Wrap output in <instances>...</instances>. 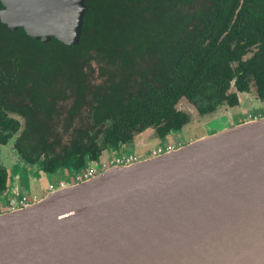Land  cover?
<instances>
[{"label":"water","instance_id":"water-1","mask_svg":"<svg viewBox=\"0 0 264 264\" xmlns=\"http://www.w3.org/2000/svg\"><path fill=\"white\" fill-rule=\"evenodd\" d=\"M0 3L11 31L80 44L86 0ZM0 264H264V118L0 213Z\"/></svg>","mask_w":264,"mask_h":264},{"label":"trees","instance_id":"trees-1","mask_svg":"<svg viewBox=\"0 0 264 264\" xmlns=\"http://www.w3.org/2000/svg\"><path fill=\"white\" fill-rule=\"evenodd\" d=\"M254 1L245 0L246 7ZM86 4L76 47L55 39L43 44L22 28L11 31L0 22V143L14 140L13 158L30 171L43 172L49 182L60 179L64 168L81 171L87 161L133 141L148 128L165 141L189 122L176 108L182 98L203 114L239 93L230 66L239 55L238 43L231 48L237 26L220 39L232 25L239 0ZM102 8L108 12L100 18ZM113 18L122 21L111 22ZM56 48L70 53L74 69L68 72L77 77L76 86L66 82L59 88L57 78L63 72L55 71ZM93 64L98 77L106 78L104 86L95 83ZM257 80L264 99V80ZM67 83L77 87L74 94H66ZM67 99L73 103L65 108ZM30 171L24 168V174ZM9 179L8 169L0 166V193Z\"/></svg>","mask_w":264,"mask_h":264},{"label":"flooded vegetation","instance_id":"flooded-vegetation-1","mask_svg":"<svg viewBox=\"0 0 264 264\" xmlns=\"http://www.w3.org/2000/svg\"><path fill=\"white\" fill-rule=\"evenodd\" d=\"M246 8L249 10H246ZM231 24L232 25L230 26L228 32L222 34L220 39H224L227 34L233 29V27L237 26V39L233 41V43H231V48L232 50H234L236 44L238 43L239 55L238 58H236V60L233 61L230 66L232 68V71L233 69L235 70L239 93H235L234 96H232L229 100H220V104H218L214 110L205 112L203 114H200L196 106H194L190 101L182 98L177 103L176 108L178 111L185 113L189 117V122L185 124L180 130L172 131L166 136L165 140H167V142L165 145L167 146L168 144H172L170 149L175 150L196 139L217 132L215 131L212 133L202 134L198 138H193L191 140L189 139L187 141H185L184 139L181 142L175 140L177 135L180 136L186 134L187 132H189V134H192L193 130H195L196 127H202L203 132H205L207 130H205V127L213 121L217 124L223 125L224 127H232L238 125L239 123H245L259 118H264V99L260 97L259 85L257 80V77L260 80H264V77L262 76V71H264V0H255L252 5H247V7L245 0H239V6L236 10V15L233 17V21ZM138 61L139 59L137 60V62ZM227 92L228 94L230 93L229 91ZM181 101H186L193 108L196 114L195 117L178 108V105ZM233 101H236V104H234ZM244 108L248 109V111L244 110ZM228 114L230 115V117H227ZM195 119H200L201 122H195ZM203 121H206L207 123L203 124ZM222 128L223 127H221V129ZM221 129L218 128V131ZM182 132L184 133L182 134ZM156 135L157 134L155 130L152 128H148L142 132H139L135 135L133 141L121 145L116 150H105L101 153L98 159L87 161V166L81 169V171L87 169L89 166H91V164L98 163L104 152L111 151L112 154L116 152L123 153V149L129 146H132L131 150L133 151V153H136L138 149L139 153H144L138 155L139 161H142L148 157H152L156 153L153 147H155L156 144L163 142L162 140L158 139ZM13 143L14 140H11L7 145H2L0 143V147H8L12 158L17 156V154L13 150ZM149 152L150 155L148 157H145L144 155H146L147 153L149 154ZM0 166L4 167L1 164ZM79 172L80 171L73 173L64 168L60 172L61 178L55 180L52 183H58L62 181L70 184L73 182V176ZM28 177L29 179H26L22 183V185L19 182V177L16 179V181L10 182V180H8L5 189L0 193V212L6 210V204H4L2 201H6L7 195L9 193H23V190H21L22 186L26 185L27 187H29V185H32L33 182L34 184H36L42 179H47L44 173L41 171H37V169L30 171L28 173ZM48 183L50 182L48 181Z\"/></svg>","mask_w":264,"mask_h":264},{"label":"rangeland","instance_id":"rangeland-1","mask_svg":"<svg viewBox=\"0 0 264 264\" xmlns=\"http://www.w3.org/2000/svg\"><path fill=\"white\" fill-rule=\"evenodd\" d=\"M97 1L102 7V4L104 5V1H106V0H100V1L97 0ZM190 1H194V0H190ZM107 12H108V10L102 8V15L100 16V18H102L104 15H106ZM134 15H136V14L134 13ZM113 21L114 22H121L122 20L118 19V18H113L111 22H113ZM125 26H127V23L125 24ZM54 53H55L54 57L58 61V67L55 68V71H56L57 74L63 72L57 78L58 79V84L60 86L59 88H61V90H62V88L64 87V84H66V82H71V85L76 86L77 85V77L74 76V75L70 77L69 76L70 73L68 72V71L74 69V67H73L74 62H71L70 59H68L69 58L68 55L70 53L65 52L63 49H60V48L54 49ZM71 56H72V52H71L70 57ZM60 59H63L64 61L60 60ZM93 66H94V69L96 71V74L94 75V79H96L95 83L97 85L104 86V84H102V83L106 80V78H104L103 75H100V77H98V66L95 65V64H93ZM71 67H73V68H71ZM111 71L112 70H110V68H109V72H111ZM68 80H70V81H68ZM71 85L67 83V85H66L67 89H65L66 94H74L77 91V87L71 88ZM79 91H80V89H79ZM54 92L57 93V91H54ZM72 103H73V99H70V100L67 99L66 101L63 102L62 105L65 108H67V107H70ZM178 108L183 110V111H185V112H187V113H189V114H191V115H193V117H195V115H196L194 110H193V108L186 101H181L179 103V105H178ZM244 110L248 111V109H245V108H244ZM227 117H230V115L228 114ZM214 120H219V119H214ZM194 121L195 122H199L200 119H195ZM221 121H224V120H221ZM206 123H207L206 121H203V124H206ZM221 127L225 128L223 125L217 124L216 122L213 121L212 123H210L208 126L205 127V130L207 129L205 132H203V128L202 127H196L195 130H193L192 134H189V132H187L186 134H183L184 132H182L183 135H180V136L177 135L175 140H177L179 142L183 141V139L185 141H187L189 139L191 140L193 138L200 137L202 134L212 133V132H215V131L218 132V128L221 129ZM226 128H228V127H226ZM208 135H210V134H208ZM208 135H206V136H208ZM166 142H167V140H165L163 142H160V143L156 144L155 147H153V148L157 149V147H161V148L164 149L165 146H166L165 145ZM130 153H133V151H131ZM125 154H127V153H125ZM133 154L138 156V155L144 154V153H139V149H138L136 151V153L134 152ZM149 155H150V152H149V154L147 153L144 156L148 157ZM12 160H14V159L12 158V156L10 154V150L8 149V147H0V164L3 165L4 167H6V169H9L13 174L18 175L19 179H20L19 182L22 185V183L26 179H29L28 174L27 175L24 174V169H23L24 167H22V165L17 164L16 168L14 169L11 166L12 165L11 164ZM47 184H48L47 179H42L41 182H37L36 184H34V182H33V184L29 185V187L24 185V186H22L21 190H23V193H21V194L37 193L39 191V187L40 186L43 187V188H47L46 187ZM38 194H40V192H38ZM0 213H2V212H0Z\"/></svg>","mask_w":264,"mask_h":264},{"label":"built area","instance_id":"built-area-1","mask_svg":"<svg viewBox=\"0 0 264 264\" xmlns=\"http://www.w3.org/2000/svg\"><path fill=\"white\" fill-rule=\"evenodd\" d=\"M171 146H172V144H168L165 149H163L161 147H157V149H155L156 153L153 156L162 154V153L167 152V151H172L173 149H170ZM138 159H139V157L133 153L112 154L108 158L100 159V161L98 163L91 164V166H89L87 169L80 171L79 173L74 175L72 178L73 182L70 184L62 182V181H60L58 183L50 182L47 184V186H46L47 188H43L41 186L39 187L38 192H40V194H38V192L32 193V194H21V193L13 192L8 197V199L6 201V210L3 212H9V211H13L16 209L25 208V207L39 201L40 199L45 197L50 192L65 188L69 185L81 183V182L86 181V180H88V179H90V178H92V177H94L100 173L106 172V171L110 170L111 168L131 165L133 163L139 162Z\"/></svg>","mask_w":264,"mask_h":264},{"label":"crops","instance_id":"crops-1","mask_svg":"<svg viewBox=\"0 0 264 264\" xmlns=\"http://www.w3.org/2000/svg\"><path fill=\"white\" fill-rule=\"evenodd\" d=\"M240 124V123H239ZM226 128V127H225ZM204 137V136H203ZM131 148H132V146H129V147H126L125 149H123V153H130L132 150H131ZM117 153V152H116ZM113 154H115V153H113ZM117 154H120V152L119 153H117ZM112 155V152L111 151H106V152H104L103 154H102V156H101V159H106V158H108L109 156H111ZM9 173V172H8ZM9 177H10V182H12V181H16V179L19 177L18 175H16V174H11V173H9ZM40 182H41V180H40ZM10 196V193L7 195V199H8V197ZM7 199H6V201H7ZM6 201L4 200V201H2L4 204H6Z\"/></svg>","mask_w":264,"mask_h":264}]
</instances>
